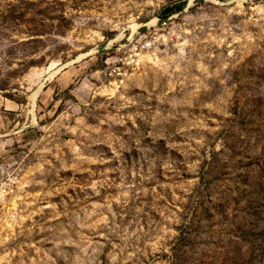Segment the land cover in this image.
I'll use <instances>...</instances> for the list:
<instances>
[{"label":"rangeland","instance_id":"374dc122","mask_svg":"<svg viewBox=\"0 0 264 264\" xmlns=\"http://www.w3.org/2000/svg\"><path fill=\"white\" fill-rule=\"evenodd\" d=\"M0 264H264V0H0Z\"/></svg>","mask_w":264,"mask_h":264},{"label":"built area","instance_id":"2783aa9c","mask_svg":"<svg viewBox=\"0 0 264 264\" xmlns=\"http://www.w3.org/2000/svg\"><path fill=\"white\" fill-rule=\"evenodd\" d=\"M168 17L163 18L161 20L160 27H156L154 25L148 26V35L153 36L152 38L149 39H145L147 38V36L145 38H140L139 40H136V43H133V47L129 48L130 51V55L125 56L124 58H118L115 57L113 58L112 62L114 63L115 67H112L111 70L109 71V75L112 78H122L123 76L127 75L124 71H123V67L119 66V62L122 61L123 63H127V64H134L135 60H131L130 59L133 57V54H135L137 50H151L154 48V43L155 42H160L159 39L160 37L157 36L159 35L158 32H166L167 35H171L173 36V38H177V34L179 33V31L181 30L182 24L180 22H176L173 19H175V17L173 15H167ZM169 21V22H166ZM164 35V34H163ZM133 66V65H132Z\"/></svg>","mask_w":264,"mask_h":264},{"label":"bare ground","instance_id":"6f19581e","mask_svg":"<svg viewBox=\"0 0 264 264\" xmlns=\"http://www.w3.org/2000/svg\"><path fill=\"white\" fill-rule=\"evenodd\" d=\"M154 21H152L151 23H153ZM150 23V24H151ZM151 25H153V24H151ZM145 26V25H144ZM140 27V25H136V24H133L132 25V28L136 31L137 30V28H139ZM85 56H87V54H82L81 56H80V58H83V57H85ZM67 64H65V65H63V66H66ZM62 66V67H63ZM62 67H60V68H58V70L57 71H59ZM57 71L56 72H52L51 74H50V76H49V78H52V77H54L56 74H57ZM37 91H35L34 92V94H33V96H34V98L37 96Z\"/></svg>","mask_w":264,"mask_h":264},{"label":"crops","instance_id":"0c3cea01","mask_svg":"<svg viewBox=\"0 0 264 264\" xmlns=\"http://www.w3.org/2000/svg\"><path fill=\"white\" fill-rule=\"evenodd\" d=\"M59 71H57V73H58Z\"/></svg>","mask_w":264,"mask_h":264}]
</instances>
